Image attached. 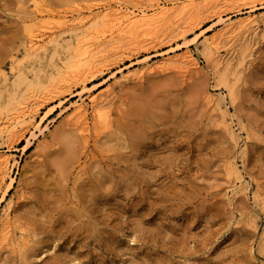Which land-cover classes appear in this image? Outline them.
<instances>
[{
  "label": "rangeland",
  "instance_id": "rangeland-1",
  "mask_svg": "<svg viewBox=\"0 0 264 264\" xmlns=\"http://www.w3.org/2000/svg\"><path fill=\"white\" fill-rule=\"evenodd\" d=\"M108 6L153 16L148 40L123 33L70 78L74 18ZM245 17L264 20V0H0V124L29 105L0 132V264H264V24ZM33 26L56 37L28 54ZM211 38L218 65L204 57ZM186 49L198 63L186 72L140 76L184 64ZM89 95L105 123L93 124ZM76 101L85 133L67 117Z\"/></svg>",
  "mask_w": 264,
  "mask_h": 264
},
{
  "label": "bare ground",
  "instance_id": "bare-ground-1",
  "mask_svg": "<svg viewBox=\"0 0 264 264\" xmlns=\"http://www.w3.org/2000/svg\"><path fill=\"white\" fill-rule=\"evenodd\" d=\"M119 4V3H117ZM193 1H187V2H183L181 4L182 7H190V6H193ZM109 7V8H108ZM106 7L107 9L105 10H108V11H103L101 9H98L96 10L97 12L96 13H92L90 10L89 12H86V17H80L79 19H77L78 17H73V23H72V38H73V53H75V56L74 57H77L73 60H71L70 62V72H69V77L70 78H77L79 77L80 75H82L84 72L87 71V69H90L91 67L94 68L92 66V64H96V62L93 61V57L92 55L94 54V50L98 49V47L100 45H103V44H107V46H110L109 47V50H115V49H118L119 47V42L115 43L114 42V39L117 37V36H120L122 35L123 33H129V34H132V35H139V36H142L144 37L142 40L143 42H146L148 39V37H145L146 34L148 35V30H150L151 28H148L147 29V26H149V22L150 20L152 21L153 19V16H151L150 14L146 15L145 14V11L143 12L141 9H138V10H132V9H128L127 6L125 8H123L122 6H118V7H115L111 10H109L111 7L108 6ZM103 8V7H102ZM166 7H160L158 8V13L156 11V13L158 15H161L167 11L168 8ZM41 9V8H40ZM104 9V8H103ZM38 10V9H37ZM40 11V10H38ZM47 11V10H46ZM94 11V10H93ZM42 12L41 15H44L43 13V10L40 11ZM48 14V12H46ZM45 13V14H46ZM79 13V12H78ZM85 13V12H84ZM83 13V14H84ZM80 14V13H79ZM156 14V15H157ZM40 15V16H41ZM81 15V14H80ZM39 16V15H38ZM48 16V15H47ZM79 16V15H78ZM84 16V15H83ZM42 17V16H41ZM155 17V16H154ZM44 19V18H43ZM65 20V19H64ZM243 20V19H242ZM43 21V20H42ZM245 21L246 23H251V22H254V25H257L259 23V21H261L263 24H264V20L263 19H256L254 17H245V19L243 20ZM58 22V21H57ZM63 22V21H62ZM66 22V21H64ZM68 22V21H67ZM92 23L90 25H88V28H84V26L86 25V23ZM70 23V21L68 22ZM60 24L62 23H59V24H55L54 27L52 26H48L47 28L49 29H52V28H56L55 26H59L60 27ZM39 25V24H38ZM37 25V26H38ZM63 25V24H62ZM65 25V24H64ZM67 25V24H66ZM34 28L33 27H27L26 28V31H25V37H24V41H23V49L25 52H27L28 54H34V53H38L39 51L41 50H44L45 48H47L49 46L50 43H52L54 41V38L56 37V35H54L55 33L50 30L51 32H48V35L47 37L45 38V32H41L42 30H39L37 27ZM69 26V25H67ZM263 26V25H262ZM46 27V26H44ZM51 27V28H50ZM62 27V26H61ZM64 27V26H63ZM47 28H44V30H46ZM222 28H225V31L224 32H230L231 28H234L232 23H226L224 27ZM252 28V27H251ZM42 29V26L41 28ZM43 30V31H44ZM58 30V29H57ZM64 30V29H63ZM224 30V29H223ZM66 31V30H65ZM70 31V29L68 30ZM66 31V32H68ZM105 31H109L107 34H104ZM151 31V30H150ZM153 31V30H152ZM222 31V30H221ZM251 31V30H250ZM58 32V31H57ZM60 34V33H59ZM101 38H99V36H101ZM128 35V34H127ZM221 34H218V36H220ZM224 35V33H223ZM138 36V37H139ZM152 36V34L150 35ZM216 36V37H218ZM92 37V38H91ZM128 37V36H126ZM245 37V36H244ZM131 38V37H130ZM134 36H133V40H134ZM92 39H94L95 41H93ZM97 39V40H96ZM127 40V39H126ZM141 40V39H140ZM146 40V41H145ZM251 40V39H250ZM218 42V41H217ZM220 45V44H219ZM217 43H216V38H211V40L207 41L206 44H205V53H204V57L206 58L207 56L211 55V54H215L218 58H217V64L215 63L214 65H218V63H221L224 56H221L219 53V46ZM223 46V45H221ZM105 47V46H104ZM68 48V47H67ZM102 48V47H101ZM99 48V49H101ZM107 48V47H106ZM66 49V48H65ZM103 49V48H102ZM104 50V49H103ZM187 50V49H186ZM97 51H101V50H97ZM52 52H54V50H52ZM51 52V54H52ZM57 53V52H56ZM104 53V51H103ZM203 53V52H202ZM97 54H99L97 52ZM105 54V53H104ZM95 55V54H94ZM203 55V54H202ZM50 56V55H49ZM100 57L102 56V53H100L99 55ZM180 56V55H179ZM176 57V58H179ZM182 56V57H181ZM179 59H181L180 61H182L184 64L181 65V63H178L177 61L178 60H175L178 65H176L177 63H173L171 64L172 62H169L171 59L169 57V60H165L163 62H159L152 66H150L149 68H146L144 70H140V73L141 74L140 76H142V74L145 72V71H151V70H155V69H159V70H164V69H169L172 65L176 67V69H178L179 71L178 72H183L184 71L186 72L187 68L189 66H196L198 63H197V60L195 59V57H193V55L191 54V52L189 50H187L185 52V55L183 56V54L181 55ZM73 57V58H74ZM50 58V57H49ZM210 58V57H209ZM98 59V58H97ZM216 59V58H214ZM225 59V58H224ZM69 62V61H68ZM154 63V62H153ZM144 64V63H143ZM180 64V65H179ZM91 68V69H92ZM171 69V68H170ZM67 70V69H66ZM89 71V70H88ZM165 71V70H164ZM138 72H139V69L137 71V74L135 75H138ZM147 73V72H146ZM67 76V77H68ZM137 77V76H136ZM66 80V79H64ZM61 85V84H60ZM113 91V90H112ZM92 95V94H91ZM89 95V98H90V102H91V107L93 110V116L91 118H93L94 120V123L95 125H97L98 123L100 122H106L109 120V116L108 114L103 110V105H99V103H101L102 101H98V98L96 96H91ZM95 95V94H94ZM91 96V97H90ZM98 96V95H97ZM209 97V96H207ZM33 98V97H32ZM30 99H31V96H30ZM28 99V100H30ZM36 99V98H35ZM35 99L33 98L32 100L35 102ZM224 99V97H218L216 99L217 102H222ZM27 100V101H28ZM104 100V99H103ZM26 101V102H27ZM215 101V104L217 105ZM209 102V101H208ZM28 103V102H27ZM27 103H25V106L23 104L22 107H24V109H19L20 111L16 114H14V118L11 119L9 118L6 122H1L0 126L2 125V127H0V132H4V134L6 133L8 136L13 128L15 127V123L19 120V118H22L24 117L27 112H29V110H27V106H29ZM27 104V106H26ZM88 104V102H87ZM33 105V104H32ZM72 110L70 112H68L67 116L68 118L70 117V120L72 121V124L75 125L77 127V129L79 128L81 130V132L83 131V133H85L84 131H88V117H87V114H86V107L85 105L80 102L78 103V101H76V103H74V105H72ZM229 110V109H228ZM32 111V109L30 110ZM31 113V112H30ZM29 113V114H30ZM227 113V112H226ZM224 114V113H223ZM228 116V115H227ZM224 117V116H223ZM31 118V117H30ZM224 119V118H223ZM69 121V122H71ZM232 121V120H231ZM91 122V121H90ZM37 123V124H36ZM35 123V129H32V136H35L36 134H44V130L43 128H45L43 126V128H41L39 125L40 123H42L41 120H38V122ZM92 123V122H91ZM109 124V123H108ZM92 125V124H91ZM95 125H92V126H95ZM42 126V125H41ZM47 126V125H46ZM97 127V126H96ZM92 128V127H91ZM97 129V128H96ZM98 131V130H97ZM100 131V130H99ZM99 134V133H97ZM37 136V135H36ZM244 143V142H243ZM242 143V144H243ZM245 145V144H244ZM7 157L6 155H0V181L3 179V175L6 174L5 173V168L7 167ZM237 167L236 166H233L232 167V172H234L237 176V182L241 183L242 184V175L236 170ZM229 174V173H228ZM232 180V179H231ZM3 181V180H2ZM1 181V182H2ZM236 184V183H235ZM232 188V191L237 193V192H240V188H236V187H231ZM242 188L245 190L247 189V186H242ZM230 189V188H229ZM234 193V194H235ZM247 194V193H246ZM257 199H258V195H253V201L255 203H257ZM261 201V199H260ZM252 203V202H251ZM9 204V203H8ZM253 206V205H252ZM11 209V208H10ZM2 213L4 215L7 214V211L6 209L2 211ZM6 218V216H5ZM4 219V218H3ZM8 224V223H7ZM8 228V227H7ZM5 231V230H4ZM2 233V231H1ZM0 233V234H1ZM4 234V233H2ZM21 234V233H20ZM0 236H3V235H0ZM6 238V237H5ZM8 239V238H7ZM21 239V237H20ZM22 239H23V235H22ZM2 240V239H1ZM16 241V240H15ZM19 243H20V240H19Z\"/></svg>",
  "mask_w": 264,
  "mask_h": 264
}]
</instances>
